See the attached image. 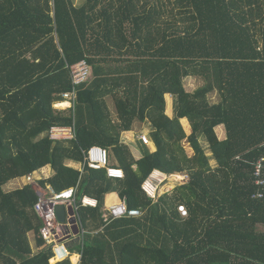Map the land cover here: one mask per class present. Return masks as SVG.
<instances>
[{
    "label": "trees",
    "instance_id": "obj_1",
    "mask_svg": "<svg viewBox=\"0 0 264 264\" xmlns=\"http://www.w3.org/2000/svg\"><path fill=\"white\" fill-rule=\"evenodd\" d=\"M81 59L89 74L74 112L54 107ZM189 76L202 80L192 92ZM51 126H73L74 137L54 141ZM95 145L122 178L67 165ZM260 157L264 0H0V264H72L51 262L54 244L39 234L34 204L47 186L76 188L85 233L62 242L78 264H264V186L252 196ZM46 165L37 188H3ZM155 170L176 184L156 200L143 188ZM122 201L142 214L112 218Z\"/></svg>",
    "mask_w": 264,
    "mask_h": 264
},
{
    "label": "built area",
    "instance_id": "obj_2",
    "mask_svg": "<svg viewBox=\"0 0 264 264\" xmlns=\"http://www.w3.org/2000/svg\"><path fill=\"white\" fill-rule=\"evenodd\" d=\"M89 74V65L85 59H81L71 65H69V77H70V88L61 93V101L54 103V107L60 109H71L74 112V108L77 102V92L80 85H82ZM49 138L56 140H65L71 139L74 137V128L73 126H51L49 129ZM137 138L142 141L144 144H149V139L147 134L140 133L137 135ZM84 166H88L92 169L104 168L106 175L110 178H122L124 173L123 170L119 167L111 166L108 162V152L105 148L101 146H91L87 150L83 151V160L80 162L79 170L82 171ZM264 157H260L253 164V176L254 184L258 187V190L252 195L253 197H263V192L259 190L264 186ZM186 177L184 174H176L175 178L182 180ZM27 180V183L35 185V175L29 174L24 177ZM150 181L151 180H147ZM146 181V182H147ZM152 185V183H151ZM158 185V184H157ZM155 185V189L157 190ZM37 188V186H36ZM144 188V185H143ZM75 187H70L62 191H55L50 186H47L46 189L38 188V198L34 204V210L37 215L42 220V226L39 229V234L46 243H53V250L62 249L64 256H68L69 252L66 250V247L63 243H59V236H71L72 225L69 223L71 215L66 213L65 221L59 222L56 216L55 208L56 206L63 205L65 208L71 207L73 210V216L75 218V225L77 227V233L80 235L81 239L84 236V229L81 224V220L78 214V204L75 198ZM149 195V194H148ZM153 199L155 194L149 195ZM86 197L81 200V205H95L85 201ZM108 214L112 218L120 217H138L142 214L139 209H128L124 201L120 203L112 204L108 207ZM178 210L182 215L186 214L185 208L179 206ZM80 255H77L75 263H79Z\"/></svg>",
    "mask_w": 264,
    "mask_h": 264
},
{
    "label": "crops",
    "instance_id": "obj_3",
    "mask_svg": "<svg viewBox=\"0 0 264 264\" xmlns=\"http://www.w3.org/2000/svg\"><path fill=\"white\" fill-rule=\"evenodd\" d=\"M183 83H184V88H185V90L188 91V92H192V91H194L198 86H200V85L202 84V80L199 79V78H196V77L189 76V77L184 78V82H183ZM209 98H210V101H211L212 103H216V102H218L219 97H218V94H217L216 90L213 91V92L210 94ZM107 104H108V108H109V110L111 111V113L114 114V108H113V105H112V102H111L110 98L107 99ZM180 123H181V126H182V128H183L185 134H186V135H189V134L191 133V126H190V124H189L188 119H187V118H181V119H180ZM145 126H146V125H145ZM145 126H144V125H143V126H138V124H135L134 127H133V130H132V131H133L136 135H138V134H140V133H145V134H147V133H148V129H147ZM139 132H140V133H139ZM215 132H216L218 138L221 139V140L224 139V138L226 137L225 129H224V126H223V125H218V126H216V127H215ZM149 148H150V150H152V149H153V146H152V147L149 146ZM67 165H69V166H71V167H74V168H76V169H79V168H80V162L67 161ZM51 172H52V171H51L50 166H49V165H46V166L42 167L39 171L35 172L34 175H35L36 178H41L40 175H42L43 177H48V176L51 174ZM154 172H157V174H160V173H161L160 175H162L163 178H165V180H168L169 183H172V181L170 182V180L167 178V176H166L164 173L160 172V171H157V170L153 171L152 174H151L152 176H153V173H154ZM19 179H21V178H19ZM19 179H16V180H14L13 182H15V181H17V180H19ZM148 180H149V178H148ZM162 183H164V182L161 181V182H160L158 185H156V186L160 187V186L165 185V184H162ZM173 186H174V185H172V184L166 185V187H168V188H172ZM158 187H157V189H158ZM88 199H90V198H88ZM91 200H92V199H91ZM92 201H94V200H92ZM67 237H69V236H64L65 239H66ZM32 239H33V238H32ZM33 242H34V241H33ZM63 243H64V242H63ZM72 255H77V254H75V253H72L71 255L68 254V256H69L70 259H71L70 256H72ZM60 258H62V257H60ZM72 262H73V261H72ZM72 264H73V263H72Z\"/></svg>",
    "mask_w": 264,
    "mask_h": 264
},
{
    "label": "rangeland",
    "instance_id": "obj_4",
    "mask_svg": "<svg viewBox=\"0 0 264 264\" xmlns=\"http://www.w3.org/2000/svg\"><path fill=\"white\" fill-rule=\"evenodd\" d=\"M74 1H75L76 4H81V3L83 2V0H74ZM183 144H184V147H185V150H186L187 154L190 155V154L192 153V149H191V147L188 145V143H187L186 141L183 142ZM148 146L152 147V144H149ZM40 177H43V176L40 175ZM148 178H149V180H151V183H152V185H151V189L148 190V189L145 188V187H144V189H145L146 193L149 194V195H153V194H155V198H154L155 200H156L160 195H162V194H164V193H170V192L172 191L173 187L176 185V184H174L173 182H172V183H169L168 180H165V178H163V176L160 175V174H157V175H154V176L149 175ZM161 181L164 182V183H162V184H165V185L158 187V189L156 190V189H155V185L159 184ZM170 182H171V181H170ZM26 183H27V180H26L24 177H22L21 179L15 181V182L10 181L9 183L5 184V186H4L3 188H4L5 190H10V188H13V187H16V186H22L23 184H26ZM169 184H172V185H174V186H173L172 188H168V187H166V185H169ZM35 187H36V186H35ZM153 190H154V191H153ZM30 238H31V245L34 246V242H33L32 236H31ZM64 239H65V238H64V235H60V236H59V241H58V242H59V243H63L62 241H63ZM57 251H58V250H57ZM57 251L54 250V252H56V254H55V256L50 260L51 262H55V261L61 259L60 256L57 254ZM62 258H63V257H62ZM70 260H71V259H70ZM71 262H72V260H71ZM72 263H75V262H72Z\"/></svg>",
    "mask_w": 264,
    "mask_h": 264
},
{
    "label": "water",
    "instance_id": "obj_5",
    "mask_svg": "<svg viewBox=\"0 0 264 264\" xmlns=\"http://www.w3.org/2000/svg\"><path fill=\"white\" fill-rule=\"evenodd\" d=\"M55 144V142H53V145ZM55 212H56V216H57V219L59 222H64L65 221V215L66 213H69L71 215V218L69 219V223H71L72 225V233L74 235L77 234V227L75 225V218L73 216V210L71 207H67L65 208V206L63 205H59V206H56L55 208ZM57 254L60 256V257H65L64 256V252L62 249L58 250L57 251Z\"/></svg>",
    "mask_w": 264,
    "mask_h": 264
},
{
    "label": "bare ground",
    "instance_id": "obj_6",
    "mask_svg": "<svg viewBox=\"0 0 264 264\" xmlns=\"http://www.w3.org/2000/svg\"><path fill=\"white\" fill-rule=\"evenodd\" d=\"M160 174H161V173H160ZM154 175H157V172H154V173H153V176H154ZM143 185H144V187L147 188L148 190L151 189V183H150V181L145 182ZM153 191H154V190H153ZM85 201H86V202H89V203H91V204L94 203V201H92L91 199H88V198H86ZM70 257H71V260H72L73 262H75L76 259H77V255H72V256H70Z\"/></svg>",
    "mask_w": 264,
    "mask_h": 264
}]
</instances>
